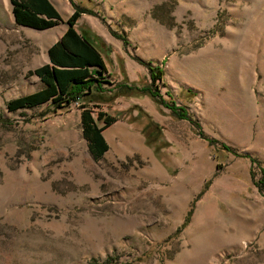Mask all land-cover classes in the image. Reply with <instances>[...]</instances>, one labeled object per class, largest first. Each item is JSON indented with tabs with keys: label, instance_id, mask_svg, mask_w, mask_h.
I'll use <instances>...</instances> for the list:
<instances>
[{
	"label": "rangeland",
	"instance_id": "374dc122",
	"mask_svg": "<svg viewBox=\"0 0 264 264\" xmlns=\"http://www.w3.org/2000/svg\"><path fill=\"white\" fill-rule=\"evenodd\" d=\"M57 1L92 21L102 87L9 111L66 26L0 0V264H264V0ZM82 105L115 118L98 162Z\"/></svg>",
	"mask_w": 264,
	"mask_h": 264
},
{
	"label": "trees",
	"instance_id": "16d2710c",
	"mask_svg": "<svg viewBox=\"0 0 264 264\" xmlns=\"http://www.w3.org/2000/svg\"><path fill=\"white\" fill-rule=\"evenodd\" d=\"M9 3L17 26L37 31L51 29L60 23H65L67 26L59 40L47 50L49 63L29 72V75L38 78L41 88L9 101L6 104L9 111L34 109L48 103L51 106H60L71 101L77 103L90 90L94 89L96 92L101 90V82L98 79L102 78L105 71L102 57L97 49L75 29L81 11L75 9L72 15L63 21L48 0H9ZM153 90L150 95L154 98ZM160 102L172 110L174 115L191 121L184 108L176 109L175 103L168 104L163 100ZM81 109L82 137L87 143L91 158L98 162L108 150V144L102 132L115 123V118L103 111H97L94 114L92 108L86 105H82ZM222 149L233 152L228 147H222ZM251 161L253 165L260 167L259 161L253 158ZM260 173L262 177L254 183L264 191V170H260Z\"/></svg>",
	"mask_w": 264,
	"mask_h": 264
},
{
	"label": "crops",
	"instance_id": "0c3cea01",
	"mask_svg": "<svg viewBox=\"0 0 264 264\" xmlns=\"http://www.w3.org/2000/svg\"><path fill=\"white\" fill-rule=\"evenodd\" d=\"M54 7H55V9L58 11V13L60 14V16H61V18H62V20L63 21H66V20H64V18H63V16H62V14H61V12L59 11V9H58V7H57V0H48ZM10 6H11V4H10ZM12 14V13H11ZM13 17V16H12ZM13 21H14V19H13ZM80 21H83L84 22V27L85 28H87V29H89V27H91L92 28V26H93V23H92V21L90 20V18H88V17H86V16H82V17H80V18H78V20L76 21V24H75V29L77 30V32L80 34V32H79V30L77 29V24H79V22ZM83 22H80V23H83ZM62 24H64L65 25V23H60L59 25H62ZM16 25V24H15ZM59 25H57V26H55V27H53V28H51V29H48V30H44V31H50V30H54L55 28H57V27H59ZM66 26V25H65ZM89 26V27H88ZM19 27H22V26H19ZM94 27V26H93ZM22 28H26V27H22ZM66 28H67V26H66ZM66 28H64V30L62 31V32H60L59 33V37H58V39L57 40H59V38L63 35V33L65 32V30H66ZM26 29H29V28H26ZM30 30H33V29H30ZM56 40V41H57ZM86 40H88L87 38H86ZM56 41H54L53 43H52V45L56 42ZM89 41V40H88ZM90 42V41H89ZM91 43V42H90ZM92 44V43H91ZM51 45V46H52ZM93 45V44H92ZM94 46V45H93ZM95 47V46H94ZM47 63H49V60H48V62Z\"/></svg>",
	"mask_w": 264,
	"mask_h": 264
}]
</instances>
